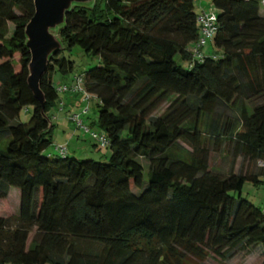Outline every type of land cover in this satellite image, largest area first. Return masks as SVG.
<instances>
[{"label": "trees", "instance_id": "obj_1", "mask_svg": "<svg viewBox=\"0 0 264 264\" xmlns=\"http://www.w3.org/2000/svg\"><path fill=\"white\" fill-rule=\"evenodd\" d=\"M196 3L204 9L201 0L74 6L41 78L42 107L27 84L34 0H0V205L11 187L20 193L17 215L0 209V264H200L210 252L264 253V209L242 192L264 177V6L211 0L214 51L206 42L198 56ZM74 48L96 63L66 78ZM54 74L67 80L55 84ZM76 76L81 91L57 90ZM60 94L96 100L109 144L84 133L108 157L53 146L49 110L63 109ZM224 147L259 170H212L211 153Z\"/></svg>", "mask_w": 264, "mask_h": 264}, {"label": "rangeland", "instance_id": "obj_2", "mask_svg": "<svg viewBox=\"0 0 264 264\" xmlns=\"http://www.w3.org/2000/svg\"><path fill=\"white\" fill-rule=\"evenodd\" d=\"M206 10H212L211 0H201ZM260 1V0H258ZM195 11L199 13L201 8L199 3H196ZM205 53H212L214 50L212 48L211 42H207V45L203 48ZM72 59L75 62V69L72 74L66 78L72 77L82 73L85 69L89 67L91 63H96L95 59H91L85 56L79 49L74 48L71 52ZM184 64L183 66H185ZM55 84H58L65 78L61 77L59 74H54L52 77ZM60 97L64 103L61 104L62 110H59L58 106H54L49 110L52 115V122L54 124L53 129V146L54 145H65L69 150V155L74 156L77 159H93V160H103L110 154L109 149H100L93 146V141L88 134L84 133L81 128H75L68 121V116L72 113H81V118L83 123L93 131H100L97 125V111H96V100L90 96L89 99L84 98L80 95L76 97L69 96L67 94H60ZM161 111V109L159 110ZM19 119L22 122L28 123L30 119V112L26 109H22L19 114ZM52 146L49 150H52ZM224 147L221 151H214L211 153L210 157V168L214 171L221 173H229L234 171L236 173H251L257 172L259 170L258 162L254 163L248 161L247 159L237 158L233 160V156ZM140 162L145 168L144 178H148V162L140 158ZM262 183L258 185H253L251 182H246L243 186V196L248 200L253 202L255 205L264 209V177H262ZM134 191H137L135 189ZM20 204V193L19 189L11 187L7 200L2 202L0 205L1 210H6L9 213L18 214ZM264 260L263 249L260 245L254 246L251 249L248 248H237L225 255V258L221 259L215 256L213 253H208L205 260L201 261L200 264H262Z\"/></svg>", "mask_w": 264, "mask_h": 264}, {"label": "water", "instance_id": "obj_3", "mask_svg": "<svg viewBox=\"0 0 264 264\" xmlns=\"http://www.w3.org/2000/svg\"><path fill=\"white\" fill-rule=\"evenodd\" d=\"M95 0H34V13L25 27L26 47L30 53L27 84L35 98L44 106L40 88L51 57L63 49L57 31L66 23V14L74 6H92Z\"/></svg>", "mask_w": 264, "mask_h": 264}, {"label": "built area", "instance_id": "obj_4", "mask_svg": "<svg viewBox=\"0 0 264 264\" xmlns=\"http://www.w3.org/2000/svg\"><path fill=\"white\" fill-rule=\"evenodd\" d=\"M245 1H251V0H245ZM258 1V0H257ZM261 6H264V0L259 1ZM197 25L199 29V40L194 48L195 55H200V50L204 47L205 43L212 39L217 31V15L209 10H205L201 8V11L198 13L197 16ZM82 84H83V78L82 76H76L72 80L71 84H61L57 87V90L59 92H79L82 90ZM88 97V96H87ZM70 120L73 121L76 125V127L81 128L84 132L89 133L91 138H93L96 143L101 147L105 148L108 146L109 142L106 136L101 132H96L93 130H90L84 123L79 114H72L70 116ZM59 151L61 153L66 152V149L64 146H59ZM260 165L264 166V163L260 162Z\"/></svg>", "mask_w": 264, "mask_h": 264}, {"label": "crops", "instance_id": "obj_5", "mask_svg": "<svg viewBox=\"0 0 264 264\" xmlns=\"http://www.w3.org/2000/svg\"><path fill=\"white\" fill-rule=\"evenodd\" d=\"M66 80H67V79H64V80H62V82H63V81H66Z\"/></svg>", "mask_w": 264, "mask_h": 264}]
</instances>
